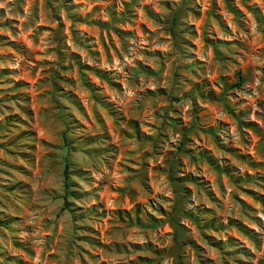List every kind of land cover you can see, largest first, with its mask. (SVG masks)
<instances>
[{"label": "rangeland", "instance_id": "374dc122", "mask_svg": "<svg viewBox=\"0 0 264 264\" xmlns=\"http://www.w3.org/2000/svg\"><path fill=\"white\" fill-rule=\"evenodd\" d=\"M0 264H264V0H0Z\"/></svg>", "mask_w": 264, "mask_h": 264}, {"label": "trees", "instance_id": "16d2710c", "mask_svg": "<svg viewBox=\"0 0 264 264\" xmlns=\"http://www.w3.org/2000/svg\"><path fill=\"white\" fill-rule=\"evenodd\" d=\"M233 12L236 13L235 11H233ZM64 176H65V178L67 180V168L64 170Z\"/></svg>", "mask_w": 264, "mask_h": 264}]
</instances>
